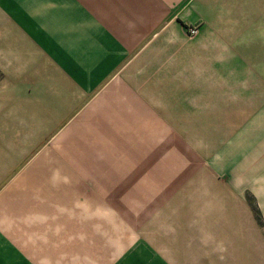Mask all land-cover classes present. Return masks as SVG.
<instances>
[{"label": "crops", "instance_id": "obj_1", "mask_svg": "<svg viewBox=\"0 0 264 264\" xmlns=\"http://www.w3.org/2000/svg\"><path fill=\"white\" fill-rule=\"evenodd\" d=\"M248 1L0 0V264H177L128 234V165Z\"/></svg>", "mask_w": 264, "mask_h": 264}, {"label": "rangeland", "instance_id": "obj_2", "mask_svg": "<svg viewBox=\"0 0 264 264\" xmlns=\"http://www.w3.org/2000/svg\"><path fill=\"white\" fill-rule=\"evenodd\" d=\"M241 7L229 50L211 37L193 58L191 98L144 116L128 165V234L174 245L177 264H264V0Z\"/></svg>", "mask_w": 264, "mask_h": 264}, {"label": "built area", "instance_id": "obj_3", "mask_svg": "<svg viewBox=\"0 0 264 264\" xmlns=\"http://www.w3.org/2000/svg\"><path fill=\"white\" fill-rule=\"evenodd\" d=\"M197 28L196 27H189L188 28V32H189V35L193 36L195 35V33H197Z\"/></svg>", "mask_w": 264, "mask_h": 264}]
</instances>
